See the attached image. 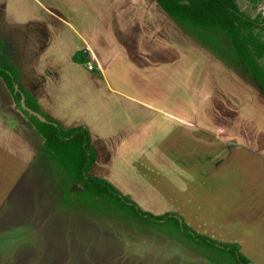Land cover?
I'll list each match as a JSON object with an SVG mask.
<instances>
[{
	"label": "rangeland",
	"instance_id": "rangeland-1",
	"mask_svg": "<svg viewBox=\"0 0 264 264\" xmlns=\"http://www.w3.org/2000/svg\"><path fill=\"white\" fill-rule=\"evenodd\" d=\"M2 1L7 10H17V18L24 16L25 9L38 10L31 0L14 4V0H0L4 7ZM46 2L62 12L78 33L86 27L98 50L108 53V83L147 105L122 102L114 94L96 93L95 87L89 103L80 105V100L72 99L62 107L68 115L67 123L60 117L64 129L83 126L92 134L100 165L95 164L90 173L109 179L139 208L176 213L196 233L221 244L236 242L252 264H264V219L248 217L252 210L264 214V201L255 198L264 192V96L252 78L238 63L220 60L200 46L153 0ZM236 3L243 13L264 17V2ZM63 31L62 38L81 45L76 33ZM24 33L21 29L16 35L26 50ZM36 38L42 39L38 34ZM40 44L46 42L42 39ZM77 58L80 63L73 61L87 72L88 57ZM42 61L49 63L45 57ZM94 65L92 75L99 71ZM71 70L59 71L58 77L70 76ZM22 74L26 84L34 82L38 93H49L45 104L53 115L58 113V96L65 103L70 100L64 95L66 89L81 93L82 86L72 81L62 82L67 85L59 91L49 82L43 91L33 69L25 68ZM11 99L5 92L0 110L18 119L20 134H31L38 152L42 140ZM9 145L6 152L1 144L0 152L10 156L21 147L14 141ZM221 149L223 156L210 177L195 173V166L205 174L210 172L204 161ZM34 159L20 175L0 176V264H233L217 263L211 259L218 256L216 251L175 231L169 233V226L158 230L144 224L118 207L64 203L65 191L81 188L51 157L38 154ZM177 190L191 206L181 207ZM248 191H254V196L248 197ZM239 212L244 218L238 219L246 223L235 217L234 227L223 224L224 215ZM249 231L255 239L248 236ZM240 233L248 239L242 241Z\"/></svg>",
	"mask_w": 264,
	"mask_h": 264
},
{
	"label": "trees",
	"instance_id": "trees-1",
	"mask_svg": "<svg viewBox=\"0 0 264 264\" xmlns=\"http://www.w3.org/2000/svg\"><path fill=\"white\" fill-rule=\"evenodd\" d=\"M162 11L186 33L193 36L197 43L220 60L238 63L245 73L259 87L264 96V17L261 13L254 17L243 13L236 0H153ZM256 5L264 0H246ZM3 42L0 39V80L12 98L16 108L42 140L39 154L56 161L65 174L74 181L80 191H65L64 203L76 201L85 206L97 204L110 205L132 218L158 230L169 226V233L200 243L218 256H212L215 262L249 264L251 261L239 251L237 243L221 244L207 236L200 235L189 227L181 216L166 212L153 214L139 208L129 196L122 195L109 181L90 173L96 162V152L91 144L89 131L83 126L63 129L55 120L44 114L36 100L20 84L18 70L2 53ZM84 61L85 52L76 53ZM85 56V57H84ZM84 59V60H83ZM82 63V62H81ZM17 87V89H15ZM26 106L42 115L48 123L40 122L36 117L21 108V97ZM211 257V256H210Z\"/></svg>",
	"mask_w": 264,
	"mask_h": 264
},
{
	"label": "crops",
	"instance_id": "crops-1",
	"mask_svg": "<svg viewBox=\"0 0 264 264\" xmlns=\"http://www.w3.org/2000/svg\"><path fill=\"white\" fill-rule=\"evenodd\" d=\"M20 1H23V0H14L12 3L14 4L15 2H20ZM31 1L36 6H38V10L30 11L28 9H25L24 10V16L21 18H17L15 16V15H17V10H7V8L3 4V1H2V4L4 7H2L1 3H0V39L3 42L2 53L4 56H6L11 61V63L14 65V67L18 70L19 80L21 82L20 84L22 86H24L25 89L27 91H29L33 97L36 98L38 105L44 114H46L48 117H50L51 119L58 122L59 125H60V123H62L60 121V117H61V119H64V120H62L63 122L67 123L66 119L68 118V115H66L64 113L65 111L62 112V110H63L62 107L67 106V104L72 99H77L78 101L80 100L81 101V103H79L80 105H82L83 102L89 103V99H90L89 95L93 94L95 87H98V90L95 91L96 93H98L99 90H101L102 92H104V95L108 94V93L112 94V95L114 94V96L119 98V100H124L122 102L134 101L140 105L147 106L146 104L141 102L140 99H136L134 97H133V99L132 98L129 99L126 95H123L122 92H119L114 87H112L110 83H108L110 57L108 56V53H104L105 51L98 50L99 45L92 42L93 39L90 38L89 33L87 31L88 29L86 27H82V30H81L82 32L78 33L77 30L75 29V27L71 24L70 20H68V18L66 16L64 17V14L62 12H58V9L53 8L50 3H48V4H50V5H48L46 2L47 0H31ZM159 9L162 10L161 8H159ZM22 18H25L27 20L22 21L21 20ZM50 19L52 20L53 23H50ZM26 21H27V23H26ZM21 29H22V31H25L24 34H26L24 36L26 39V42H27V47L25 48L26 50L22 49L24 47V45L21 44L22 41L16 35L17 32H19ZM63 30H65L68 35L76 33L78 38H80V40H81V45H76L75 40L73 42L70 39L67 41L66 38L65 39L62 38L61 33ZM63 33H64V31H63ZM37 34L43 39L44 42H46V44H44L43 46L40 44L42 39L38 40L36 38ZM112 39H114L113 36H112ZM22 40H24V38H22ZM28 40H32L33 45ZM114 40H116V39H114ZM61 46H64V48L62 49ZM53 48L56 49L55 50L56 56H54L55 53H52V52H54L52 50ZM101 49H102V47H101ZM80 51L81 52L83 51L88 55V59L86 61V71L87 72L84 71L83 66H81L80 64L78 65V63L73 61L74 55L76 53L78 54ZM50 53H52V54H50ZM32 56H34V58H32ZM43 57L48 59L49 63L43 62L42 61ZM40 61H42V63ZM88 61L91 62V65L88 64L89 63ZM94 62L96 64V69L99 70V71H97L96 75L91 74V72H93V69L95 68ZM89 66L92 67L91 70L88 69ZM25 68H28L29 70L33 69L34 75H36L37 77H40V79H41L40 82L43 84V85H41L43 91H45V89H44L46 86L45 84H49V82H52L51 84L55 83L57 90L59 91L61 89H64V86L67 85V84H64L62 82L72 81V84H74V85L77 84L78 86H82V89L79 91L81 93H78V92L71 90V89H66V93L64 95L68 99H70V100H67L66 103L64 102V100L61 101L60 97L57 95L58 99H56L55 102H56V104H58V106H56V108H57L56 112H58V113H54V115H53L52 111L45 104V102L49 101V100H46L44 98V96H46V98H47V95L49 93H47V92H39L38 93V91L36 90L37 87L36 86L34 87V82H29V84L25 83L26 79L23 77V74H22V71ZM66 68H72L71 75L66 77V78H62L60 76L58 77L59 71L61 72V71L65 70ZM73 70H75V71L73 72ZM83 79H85V81H83ZM82 81H83V84L86 88L85 91L83 90ZM106 83H107V85H106ZM100 87H104L105 89H99ZM72 91L74 92V96L70 97V94ZM5 92L9 95V93L1 86L0 87V101L1 102L3 100V96H5ZM63 103H65L64 106H63ZM0 111H1L0 112V145L4 143V148H5L6 152H8L7 148L9 149V147H10L9 143L12 144V141L16 142L17 144H19L21 146L16 151V154H14V155L7 156V153L0 152V167L3 166L6 169L5 171H3L2 168H0V176H5V175L17 176V175H20L22 170L24 171V169H26V168H28V166H30V164L34 158L37 159L38 154H39V150H38V152L36 151L37 146L34 145V141L36 142V139H34V137H32L31 134L30 135L20 134V128H21L20 124L21 123L18 121V119L14 118L11 112H7V115H6L5 113H3L2 109ZM5 117H8V120H5ZM180 122L182 124V121H180ZM27 126H29V128H31L32 131L34 130L32 127H30V124ZM61 126L64 129L65 123H62ZM180 131H179V133H180ZM179 133H178V135H179ZM37 136H38V134H37ZM90 136H91V144H92L93 138H92L91 133H90ZM177 138L178 137L176 136V139ZM92 147L94 148V144H92ZM10 151L12 152L11 148H10ZM222 156H223V154H222V149H221L210 160H207L206 162L204 161V163H206V165H209V168L211 169V171L208 172L207 174L200 171L199 168L197 169L196 166L193 167L195 169V173L199 174L200 176H202L204 178L210 177V175H212L214 173L215 169H217V167H216L217 166L216 163L218 161L217 159L222 157ZM24 160H25V162H23ZM98 161L99 160L97 158L96 162H95L96 167L100 165V163ZM261 161L264 162V158L261 159ZM96 167L94 166V167H92V169H94ZM205 169L208 170V166ZM180 171L185 172L186 170H183L181 168ZM254 176H255V173L253 174L252 178ZM98 177H102V176H98ZM102 178L109 180L106 177H102ZM116 190H118V189H116ZM193 193H195V191H193ZM182 194H184V193L182 192ZM251 196L252 197L254 196V191L253 192L248 191V197H251ZM177 197L180 201L181 207H184L187 205L191 206L189 200L182 201L181 193L178 190H177ZM255 198L258 199V202H263L264 201V192L261 194V197L256 195ZM196 201H197V199H196ZM136 203H137V201H136ZM192 205H194V207L198 206L197 202H194ZM239 207H241V205ZM145 209L146 208H144V209L142 208V210L146 211ZM157 210H159V209H157ZM166 212H168V211H159V212L153 213V214H163ZM229 215H230V213L228 215L227 214L224 215L222 222H223V224L227 223L228 225H231L233 227L236 224L235 219H234L235 217H237L236 219L244 218V213H242V212H241V214H240V212L235 213V214H233V216H231V215L229 216ZM250 215H253V217H255L257 215L259 217V219H262V220L264 219V214L261 213L259 215L256 213L255 210L250 211L248 213V217ZM256 218L254 219L253 226L255 225V223H257ZM238 220H240V219H238ZM240 221H242V220H240ZM242 222L246 223L244 221H242ZM239 227H240V230L243 229L244 231H248L245 229L246 227H244V226H239ZM249 232H250V234L248 236H250L252 234L251 231H249ZM239 235H241L240 239L242 241H245L248 239V237H245L241 233ZM251 238L255 239L256 237H253V234H252ZM233 243H236V242H233ZM227 244H228V242H227ZM243 255L245 257H247V254H245V253H243Z\"/></svg>",
	"mask_w": 264,
	"mask_h": 264
},
{
	"label": "water",
	"instance_id": "water-1",
	"mask_svg": "<svg viewBox=\"0 0 264 264\" xmlns=\"http://www.w3.org/2000/svg\"><path fill=\"white\" fill-rule=\"evenodd\" d=\"M15 89H17V87H15ZM20 106L22 109H24L25 111L28 112V114L36 117L40 122L42 123H48V121L40 114L32 111L31 109H29L26 104H25V101H24V96L21 97V101H20ZM249 264H252V263H249Z\"/></svg>",
	"mask_w": 264,
	"mask_h": 264
}]
</instances>
